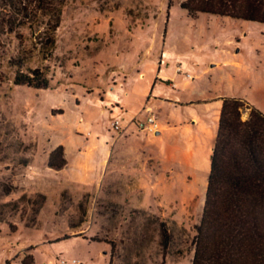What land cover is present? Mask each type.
<instances>
[{
  "label": "rangeland",
  "instance_id": "374dc122",
  "mask_svg": "<svg viewBox=\"0 0 264 264\" xmlns=\"http://www.w3.org/2000/svg\"><path fill=\"white\" fill-rule=\"evenodd\" d=\"M182 1L50 0L47 10L20 11L11 4L27 0H0V264L27 254L37 264H192L205 172L195 180L151 170L145 193L126 152L116 149L106 169L98 144L109 122L102 99L134 62L156 72L165 45L202 65L245 60L258 69L254 87L264 86V23L191 18ZM37 68L49 88L15 84L18 71ZM257 98L264 108V92ZM59 145L63 170L48 166Z\"/></svg>",
  "mask_w": 264,
  "mask_h": 264
},
{
  "label": "crops",
  "instance_id": "0c3cea01",
  "mask_svg": "<svg viewBox=\"0 0 264 264\" xmlns=\"http://www.w3.org/2000/svg\"><path fill=\"white\" fill-rule=\"evenodd\" d=\"M167 40L168 33L165 43ZM158 63L157 71L148 75L142 61L134 62L117 90L111 88L101 101L109 117L98 139L100 152L107 153L103 162L105 168L116 149L126 152L129 163H133L136 170L135 185L145 193H152L148 183L151 170H170L177 177L195 180L205 172L204 178L208 179L223 97H242L264 111L257 98L264 92V86L253 85V74L258 69L245 60L213 59L202 65L185 60L165 45ZM179 65L194 78L188 79L178 73ZM218 67L225 69L216 74ZM148 108L160 123L155 134L141 131L135 123L136 119L146 118ZM111 118L120 119V131L109 129ZM160 189L158 186L156 190Z\"/></svg>",
  "mask_w": 264,
  "mask_h": 264
},
{
  "label": "trees",
  "instance_id": "16d2710c",
  "mask_svg": "<svg viewBox=\"0 0 264 264\" xmlns=\"http://www.w3.org/2000/svg\"><path fill=\"white\" fill-rule=\"evenodd\" d=\"M11 5L20 11H44L50 0H27L28 7ZM180 6L191 18L207 13L264 23V0H183ZM50 81L39 68L18 71L14 79L16 85L36 88H49ZM222 100L192 264H264V111L242 97ZM67 164L65 148L59 145L51 151L48 166L62 170ZM21 264L37 263L27 254Z\"/></svg>",
  "mask_w": 264,
  "mask_h": 264
},
{
  "label": "built area",
  "instance_id": "2783aa9c",
  "mask_svg": "<svg viewBox=\"0 0 264 264\" xmlns=\"http://www.w3.org/2000/svg\"><path fill=\"white\" fill-rule=\"evenodd\" d=\"M177 72L182 73L185 78L192 79L194 76L188 72L184 71L182 65L177 67ZM137 127L148 134H155L160 129V123L158 122L156 116L151 113V109L148 108V115L144 119H136L135 121ZM113 129L120 131L122 129L120 119H115L112 125ZM79 260L76 258L68 259L62 258L61 264H78Z\"/></svg>",
  "mask_w": 264,
  "mask_h": 264
}]
</instances>
